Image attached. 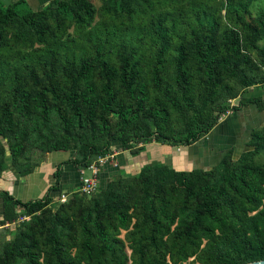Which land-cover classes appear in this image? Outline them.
I'll list each match as a JSON object with an SVG mask.
<instances>
[{
	"label": "trees",
	"instance_id": "trees-1",
	"mask_svg": "<svg viewBox=\"0 0 264 264\" xmlns=\"http://www.w3.org/2000/svg\"><path fill=\"white\" fill-rule=\"evenodd\" d=\"M103 1L104 15L110 10L106 0ZM110 1L119 13L129 15L131 7L136 11L137 6L146 13L144 8L151 9L155 1L173 2ZM197 1L188 0V3L200 5ZM20 6H25L27 11L21 12ZM97 10L90 0H50L38 10L30 9L26 0L7 5L0 2V46L8 42L9 34L45 44L35 57L50 79L38 91L28 90L19 84L17 69L0 58V85H5L11 76L18 82L9 93L12 102L0 100L3 106L0 137L5 139L13 167L20 177L25 176L46 160L41 163L39 157L34 161V154L75 148V155L56 164L52 172L54 183L42 197L23 201L7 190H0L3 203L0 225L17 218L18 206L29 216L17 223L13 237L0 242V264H180L191 256L202 264H244L264 259V163L252 160L264 152V125L251 129L245 143L251 149L241 152L236 161L231 160L233 148L210 169H176L163 161L142 163L141 158L142 164L139 163L128 184L112 178L90 198L61 203L55 210L48 208L52 201L50 192L59 188L64 165L87 169L94 158L108 153L112 142H119L121 149L128 152L126 156L136 159L144 149L137 144L155 138L172 146L190 145L208 134L229 108L226 104L219 105L214 116L201 122L185 90L183 100L192 109V116L180 135L165 134L162 125L168 109L159 100L155 104L153 98L147 101L149 92L139 83V60L134 54L118 51L117 65L113 66L109 58L110 37L94 30L87 37L93 53L75 56L72 50L76 61L67 60L57 79L47 67L53 65L58 46L74 41L61 40L63 35L70 28L81 32L89 27ZM257 22L264 32V18L259 16ZM101 24L106 26L104 20ZM258 24L254 21L243 24L244 34L228 26L218 35L221 46L211 36L214 29L193 27L191 41L181 40L175 48L176 79L188 85L195 74L221 86L225 94L229 92L223 79L234 76L239 78L237 83L244 93L250 86L260 88L255 78L247 76L240 67L241 59H249V51L256 47ZM167 45L168 40L163 36L151 67L156 89L161 86V75L166 70ZM66 47L69 49V45ZM258 53L264 58V46ZM261 65L264 67V60ZM118 92L130 100L128 107ZM170 102L173 103V98ZM16 104L19 106L15 117L10 106ZM250 104L262 111L264 97L242 94L238 104L231 108L237 111ZM114 108L121 121L119 134L108 128L104 118ZM140 111L152 121V127L148 121L135 126ZM5 151L0 139V174L4 170ZM126 172L121 170V175ZM238 228L242 229L240 236L236 232Z\"/></svg>",
	"mask_w": 264,
	"mask_h": 264
},
{
	"label": "rangeland",
	"instance_id": "rangeland-1",
	"mask_svg": "<svg viewBox=\"0 0 264 264\" xmlns=\"http://www.w3.org/2000/svg\"><path fill=\"white\" fill-rule=\"evenodd\" d=\"M90 1L95 5L96 9H98L95 20L89 27L82 30L81 32H76L72 28L68 29L67 33L63 35L61 40L68 38V40L73 39L74 41L72 43H65L66 45H69V49L66 47V45H61V47L58 46V50L55 52L54 59L52 61L53 65L47 67L48 72H54L57 79L61 77V69L65 67L68 62L67 60H69V62H75V56H78L80 53H83L84 55H90L93 53L91 43L87 42V37L89 32L94 30L100 32L101 36L108 35L110 37L112 44L109 52V58L113 66L117 65L116 53L118 51L126 55L134 54V57L139 60L141 65L139 83L144 85L146 90L149 92V99L147 101L152 100L151 98H153L155 104V102L159 100L168 109L166 121L162 125V129L165 134L180 135L186 128L187 120L192 116V109L187 107L186 102L183 100V93L185 90L188 91L189 99L191 100L193 107L196 109V116L201 122L210 116H214L217 112L218 106L222 104L228 105L229 108L224 114L220 116V118L225 115L232 117L235 116V111L231 108V106L238 104L239 97L242 94H251L248 92L244 93L243 87L237 83L239 78L235 76L223 79V84L228 87L229 94H225L223 91H221V86L212 85V83L204 81V78H198V76L195 74L191 76L188 85H183L176 79L173 58L176 54L175 48L181 40L186 42L191 41L193 27L197 28L202 26L203 28L205 27L204 29L206 30H209V28L214 29L215 33H211V36L216 39L218 46H221V42L218 40V35L224 29H227L228 26L232 25L234 28L239 30L241 34H244L243 24L249 21H254L255 24H258L257 18L259 16L264 18V0H198L197 3L200 5L188 3V0H173V2L166 4H163L161 1H155V3L151 5V9L144 8L146 13L144 11H140L137 6L135 7L137 9L136 11L133 9V7H131V15L119 13V10L115 8L114 3L110 0H106V6H108V10L110 11L108 14L103 15L102 8L104 6V1ZM246 1L248 2L246 3ZM26 9L27 8L25 6L19 7L21 12L27 11ZM123 12H125V8L123 9ZM103 20L105 21L106 26L101 24ZM261 30L262 27L259 25L258 39L255 43L256 47L249 51L250 55H247L249 56V59H241L240 67L244 70L247 76H252L255 78L257 81V86L264 88V67L261 65V61L264 60V58H262V56H260L258 53V50L264 46V32ZM8 36V42H6L4 46H0V58L6 60L8 65H12L15 69H17V76H19L20 85L22 84L26 89H30L31 91H38L50 80L44 73L43 68L36 62L35 57L37 53L45 48V44L39 42L32 43L25 36H21L20 38H16L14 35L10 34ZM163 36L168 40L165 54L167 63L166 70L161 75V86L156 89L154 88L151 79V67L155 61V57L159 50ZM81 49H84V51L81 52ZM72 50L75 51V56L71 54ZM221 54H224L222 47ZM23 56L26 58H23ZM17 84L18 82H16L12 76L7 78V83L5 85H0V100H9V93L13 89L12 87L16 86ZM252 88L250 86L249 91L254 90ZM117 94L124 102L125 106L128 107L131 102L127 96L125 97L122 92H118ZM228 95L232 97L228 98ZM170 98H173V103L170 102ZM9 101L12 102V99ZM147 101L146 104H149ZM18 106L19 105L17 104L10 106L15 117L18 116ZM2 107L3 106H0V110L3 109ZM131 107H133V105H131ZM243 109H245V107L241 108V110ZM104 118L107 120V126L111 131H113L115 134H119L121 132L120 117L115 108L112 111L105 113ZM146 121H148L151 127L153 126L152 121L147 120L144 113L140 111L138 113L135 126L137 127L146 124ZM260 121H262V123H259L257 126L264 125V119ZM247 131H250V127H246L245 131L243 129L242 132L244 137V132L248 133ZM0 139L4 148L6 149L4 170H2L0 178L4 171H12L18 178L20 176L9 159V152L5 139L1 137ZM163 144L164 143H161V141L156 138L148 143H138L137 146L142 145L144 149L138 155L137 162L140 164L145 162L148 163L153 160L154 157L157 158L156 160H159L158 156H160L159 154L162 152V147L160 146ZM153 145H156V148H154ZM167 145H169V147H167L165 150L170 151L172 154V151L175 150L176 146L173 147L170 144ZM121 148L122 147L119 142H112L110 144L108 153L105 156L100 157V159L99 157L94 158L91 166L93 165L97 170L94 174L96 178H94L96 185L91 191H83L84 186L81 178L84 175L81 176L79 173V168V170H77L79 173L78 185H76V187L73 189H69L55 197L50 195L52 201L51 204L48 205V208L55 210L61 203L78 200L79 198H90V196L93 195L98 188H100L99 176L101 167H103L105 163L115 165L117 168L120 167L116 152H125ZM170 148H172V150ZM249 149H251V147L247 146L246 144L243 146L237 145L236 148H233L231 160L236 161L241 152ZM132 150L138 149L132 148ZM74 151L75 148L70 147L66 151H53L50 153L59 152L66 154L64 159H67L75 155ZM47 153H41L40 156L39 153L34 154V161L36 158L38 160L39 157L43 161L46 158ZM127 153V151L123 153V156L124 154L127 155ZM145 154L147 156H145ZM149 154H151V156ZM141 158L143 159L142 163L140 160ZM169 160L170 158L168 154L162 155L161 161L169 162ZM252 160L256 163H264V152L252 157ZM19 161L24 163L27 162L23 159H20ZM121 164V166L124 167V162ZM211 167L206 169H210ZM123 169L125 170V167L120 168V172L115 176L113 175V179H119L122 184L126 185L132 181L133 174L137 171V169H127V172L123 173L124 175H121V170ZM85 174V176L89 177L92 174V169L91 174H89L88 170H86ZM16 208H19V206ZM16 226L17 223L15 225L11 224L8 227H1L0 242L9 240L11 237H13ZM236 232L240 236L242 229L238 228ZM123 233L124 232H122V236ZM232 237L233 234H228L229 240H231ZM236 239H239V237ZM204 244L205 241H203L202 246H204ZM129 252L130 251L127 249L128 254ZM180 264L202 263L197 257L191 256Z\"/></svg>",
	"mask_w": 264,
	"mask_h": 264
},
{
	"label": "crops",
	"instance_id": "crops-1",
	"mask_svg": "<svg viewBox=\"0 0 264 264\" xmlns=\"http://www.w3.org/2000/svg\"><path fill=\"white\" fill-rule=\"evenodd\" d=\"M16 0H0V2L5 5L12 3ZM50 0H26L27 6L32 10L41 9L46 5ZM252 88V87H251ZM254 90L247 91L248 93L245 96L253 95H262L264 97V90L261 88H252ZM256 89V90H255ZM263 93V94H262ZM245 109L241 110V108ZM239 110L235 111V116L225 115L219 119L217 124L210 130L208 134L198 139L194 143L187 146H173L175 150L170 151L165 150L169 145L163 144L162 152L157 158H153L151 161H161L163 154H168L170 160L168 165L174 166L176 169H190V168H208L217 164L224 153L229 148H236L237 145L243 146L246 141H248L250 134L249 132L259 123H262L264 119V110L258 111L256 106L253 104L243 106ZM263 113V114H261ZM233 114V115H234ZM261 114V115H260ZM246 127H250L248 133L244 132L245 137L243 136V129L245 131ZM244 137V138H243ZM235 146V147H234ZM156 148V145H153ZM164 149V150H163ZM172 150V148H170ZM174 149V148H173ZM122 151L116 152L118 162L120 167L117 168L115 165H110L109 163L101 167V172L99 176V181L101 187H104L108 181L113 178L117 173L120 172V168L129 169H138L137 166H140L137 162L136 156L127 157L125 154L123 156ZM149 153V152H148ZM151 156V154H149ZM66 154L63 153H47L45 162L35 167L34 171L21 177H16L12 171H4L0 178V190H7L14 197H17L23 201L39 198L44 195L49 185L54 183V178L52 172L54 171L56 164L63 160ZM145 156H147L145 154ZM124 157V159H123ZM43 161H41L42 163ZM124 162V167L121 166ZM164 163V162H162ZM40 164V163H39ZM166 164V162L164 163ZM79 170L72 164H66L63 166V172L59 181V188L50 192V195L53 197L66 192L69 189H73L78 185ZM82 170V169H80ZM86 170L83 169L82 173L86 175ZM114 175V176H113ZM3 203L0 198V219L2 218ZM18 214L22 213V208H16ZM2 224V227H8L11 224Z\"/></svg>",
	"mask_w": 264,
	"mask_h": 264
},
{
	"label": "built area",
	"instance_id": "built-area-1",
	"mask_svg": "<svg viewBox=\"0 0 264 264\" xmlns=\"http://www.w3.org/2000/svg\"><path fill=\"white\" fill-rule=\"evenodd\" d=\"M100 159V158H99ZM100 161H102V160H100ZM94 168V169H93ZM87 169H89L90 170V174H91V169H92V174L89 176V177H87V176H82V175H84L83 173H82V170H80V174H81V176H82V178H81V180H82V183H83V191H91L93 188H94V186L96 185V183H95V181H94V178H95V176H94V174H95V172L97 171L96 170V168L92 165H90L89 166V168H87ZM96 179V178H95ZM29 218V216H27V215H25V214H23V213H20L18 216H17V218L13 221V222H11V223H8V224H15V223H18V222H21V221H23V220H27ZM7 224V225H8Z\"/></svg>",
	"mask_w": 264,
	"mask_h": 264
},
{
	"label": "water",
	"instance_id": "water-1",
	"mask_svg": "<svg viewBox=\"0 0 264 264\" xmlns=\"http://www.w3.org/2000/svg\"><path fill=\"white\" fill-rule=\"evenodd\" d=\"M244 264H264V259L249 261V262H246Z\"/></svg>",
	"mask_w": 264,
	"mask_h": 264
},
{
	"label": "bare ground",
	"instance_id": "bare-ground-1",
	"mask_svg": "<svg viewBox=\"0 0 264 264\" xmlns=\"http://www.w3.org/2000/svg\"><path fill=\"white\" fill-rule=\"evenodd\" d=\"M106 164H108V163H106Z\"/></svg>",
	"mask_w": 264,
	"mask_h": 264
}]
</instances>
